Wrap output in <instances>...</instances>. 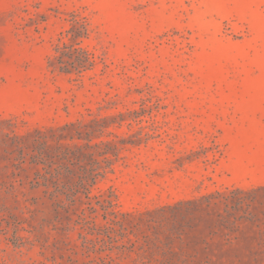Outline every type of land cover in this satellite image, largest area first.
I'll return each instance as SVG.
<instances>
[{
  "label": "rangeland",
  "instance_id": "1",
  "mask_svg": "<svg viewBox=\"0 0 264 264\" xmlns=\"http://www.w3.org/2000/svg\"><path fill=\"white\" fill-rule=\"evenodd\" d=\"M0 264H264V0H0Z\"/></svg>",
  "mask_w": 264,
  "mask_h": 264
},
{
  "label": "trees",
  "instance_id": "2",
  "mask_svg": "<svg viewBox=\"0 0 264 264\" xmlns=\"http://www.w3.org/2000/svg\"><path fill=\"white\" fill-rule=\"evenodd\" d=\"M72 32V30H69V33H71ZM68 33V34H69ZM69 46V44L67 43V42H62V44H60V45H58V47H57V49L58 50H60V49H64V48H66V47H68ZM81 52L83 53V54H85V56H86V59L87 60H89V56H88V54L84 51V50H81Z\"/></svg>",
  "mask_w": 264,
  "mask_h": 264
}]
</instances>
